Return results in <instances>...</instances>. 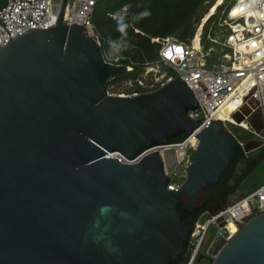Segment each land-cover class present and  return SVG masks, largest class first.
Listing matches in <instances>:
<instances>
[{
	"label": "water",
	"instance_id": "water-1",
	"mask_svg": "<svg viewBox=\"0 0 264 264\" xmlns=\"http://www.w3.org/2000/svg\"><path fill=\"white\" fill-rule=\"evenodd\" d=\"M64 2L55 27L0 51V264H179L189 258L187 218L206 208L189 204L228 174L227 191L235 189L264 161V146L252 140L240 150L210 121L195 136L185 181L168 191L156 148L199 128L203 119L188 117L196 99L184 82L107 95L120 69L83 27L62 23ZM250 124L260 131V115ZM116 153L138 161L120 163ZM220 210L208 205L201 215ZM206 251L211 264H264V212L228 242L207 233Z\"/></svg>",
	"mask_w": 264,
	"mask_h": 264
},
{
	"label": "built area",
	"instance_id": "built-area-1",
	"mask_svg": "<svg viewBox=\"0 0 264 264\" xmlns=\"http://www.w3.org/2000/svg\"><path fill=\"white\" fill-rule=\"evenodd\" d=\"M205 2L209 12L205 22L213 18L204 36L194 43L179 41L173 37L151 39L157 45L153 62H137L131 53L113 57L104 50V40L93 22L97 0H65L62 23L77 24L93 39L101 50L106 63L123 68L127 73L138 67L142 70L137 78L121 80L117 75L106 82V94L119 98H133L154 93L169 84L184 82L197 101L199 109L188 112L193 121L201 120L199 128L178 140L156 148L161 157L165 176L169 179L168 191H177L185 181L191 165V155L199 140L195 138L210 121H220L227 126L240 127L236 119L243 117L249 132L264 146V0H221ZM63 0H5L0 7V51L17 36L31 30H47L58 23ZM213 13L210 14L211 9ZM177 49L180 51L177 52ZM164 66L173 74H162L146 82L145 78L156 72L154 67ZM143 74V75H142ZM156 74V73H154ZM144 76V77H143ZM177 81V82H176ZM260 115L261 128L255 131L250 122ZM242 128V127H241ZM230 134V132L228 131ZM182 141V142H181ZM237 141V140H236ZM238 142V141H237ZM240 150L244 143L238 142ZM120 163L132 164L116 153ZM264 212V183L254 190L240 195L225 205L215 216L208 214L202 223H195L189 240V258L186 264H211L216 256L200 252L201 243L207 233L228 242L249 220ZM224 222L219 227L218 220ZM232 224L235 231L228 229ZM213 228L214 233L209 229Z\"/></svg>",
	"mask_w": 264,
	"mask_h": 264
},
{
	"label": "rangeland",
	"instance_id": "rangeland-1",
	"mask_svg": "<svg viewBox=\"0 0 264 264\" xmlns=\"http://www.w3.org/2000/svg\"><path fill=\"white\" fill-rule=\"evenodd\" d=\"M121 1L126 3L124 5H131L130 10L133 13L145 9L151 13L150 16L129 27L126 39L131 46L122 55L126 54L127 52H130L133 55L135 51H141L144 58L147 57V54L155 57L157 45L152 44L150 40L156 39L153 38L156 37L153 34H155L156 30L161 27L160 25L162 23L165 24L168 20V14L170 13L168 11L167 4H174L176 0H101L100 4L95 10L93 22L104 39H106V35L109 32L118 34L116 31V22L112 18L111 14L124 6H118V3ZM176 2H178V0ZM209 9V7L206 8L203 4H200L190 11L186 17H184V19L177 18V20L174 21V24L169 27V30L164 37H173L186 43H194L198 36H204L210 28L207 24L208 22H205ZM119 37L120 35L115 36L113 39ZM104 50L106 53L109 51L108 45L104 48ZM108 54L112 55L113 57H117L110 52H108ZM154 69L156 71L154 73L156 74L151 73L142 79L149 83L153 82L154 77L170 72L169 69L164 66L154 67ZM140 72L142 73V70ZM224 129L227 132L229 131L234 136V139L238 142L246 144L252 140L256 141V139L249 132L245 131L241 127L227 126ZM255 163V168L251 170V172L243 179L236 189H234V191L228 196L226 205L240 195L249 192L253 188H256L259 186V184L264 183V161L259 164L257 162ZM207 218L208 214L204 213L198 218L196 223L200 224ZM209 231L212 233L215 232L212 227L209 229ZM200 264H206V262L202 261Z\"/></svg>",
	"mask_w": 264,
	"mask_h": 264
},
{
	"label": "trees",
	"instance_id": "trees-1",
	"mask_svg": "<svg viewBox=\"0 0 264 264\" xmlns=\"http://www.w3.org/2000/svg\"><path fill=\"white\" fill-rule=\"evenodd\" d=\"M177 1V0H176ZM174 2V4H167V8L170 14H168V20L167 22L164 24L162 23L160 26V28H158L156 30V33L153 34L156 37L153 38H166L164 36H166V33L169 30V27H171L174 24V21L177 20V18L179 19H184V17H186V15L192 11L195 7L199 6L200 4H203L206 8L209 7L205 4V2H210V0H178V2ZM230 0H225V3H228ZM101 0H97V6L100 4ZM126 3H124L123 1L118 3V6H122ZM4 5V1L0 0V7H2ZM96 6V8H97ZM96 10V9H95ZM185 15V16H184ZM175 17V18H174ZM174 19V20H173ZM213 18L209 19L207 22L208 26H210L211 22H212ZM206 33V32H205ZM120 33H107L106 35V39H104V47H107V43L106 40L107 38L111 37L114 38L115 36H119ZM180 41V40H179ZM184 42V41H183ZM132 59L137 61V62H142L144 60H147L148 62H153L156 59V55L155 57H152V55L147 54V59L144 58V56L142 55L141 51H135V53L133 55H131ZM141 69L136 67L133 72L131 73H127L123 68L120 69V73L118 74L117 78L121 79V80H126L129 78L135 79L138 77V75L141 73L140 72ZM169 74H173L171 70H169ZM177 82V81H176ZM230 135L234 138V136L230 133ZM184 135H182L180 138H182ZM178 139L173 140L172 142H175ZM228 179V176H226L225 179L221 180L219 183V188H220V192L217 196H215L213 194L212 190H207L203 193L202 197H201V202H204L206 205L209 204V201H215L219 198L220 195H224L225 190H226V181ZM260 185V184H259ZM258 187V186H257ZM255 188H253L252 190H254ZM250 190V191H252ZM233 191H231L230 193H228L229 195L232 193ZM183 207V204L180 206V209ZM205 212V210L203 211H199L197 215L193 216V218L191 219L192 224H194L198 218L201 216V214Z\"/></svg>",
	"mask_w": 264,
	"mask_h": 264
},
{
	"label": "clouds",
	"instance_id": "clouds-1",
	"mask_svg": "<svg viewBox=\"0 0 264 264\" xmlns=\"http://www.w3.org/2000/svg\"><path fill=\"white\" fill-rule=\"evenodd\" d=\"M130 9L131 5H124L122 8L111 14L116 22V31L120 33V37L116 39L109 37L107 38L106 43L109 52L118 57L126 52L131 46L126 39L129 27L151 15L146 9L135 13L131 12Z\"/></svg>",
	"mask_w": 264,
	"mask_h": 264
},
{
	"label": "flooded vegetation",
	"instance_id": "flooded-vegetation-1",
	"mask_svg": "<svg viewBox=\"0 0 264 264\" xmlns=\"http://www.w3.org/2000/svg\"><path fill=\"white\" fill-rule=\"evenodd\" d=\"M255 166H256V163H254L253 165H251V166L248 168V170H247L246 173H245V177L251 172V170H253V169L255 168ZM227 176H229V174H228ZM226 182H227V181H226ZM239 184H240V183H239ZM239 184H238V185H239ZM238 185H237V186H238ZM217 187H218V190H217V191H216L215 189L212 190V191H213V194H214L215 196H217V195L219 194V192H220L219 184H218ZM235 189H236V188H235ZM231 191H234V189L227 191V188H226V190H225V193H226V194H224V195H220L219 198H218L217 200H215V201H209V204H208V205H211L212 207H215V208L223 209L224 206L226 205V201H227V198H228V196H229L228 193H230ZM201 197H202V196H200V198L197 199V200L195 201V203H190L189 205H190V206H198V205L204 203V202H201ZM223 199H225V204H222V200H223ZM208 205H206V208H207ZM206 208H205V211H206ZM193 216H195V215H191L190 217H188V218H187V221H189V222L191 223V225L193 226V228H194L196 222H195L194 224H192L191 219L193 218ZM187 260H188V259H187ZM187 260H184V261L180 262L179 264H186ZM203 261H204V260H203ZM201 262H202V261H201Z\"/></svg>",
	"mask_w": 264,
	"mask_h": 264
},
{
	"label": "bare ground",
	"instance_id": "bare-ground-1",
	"mask_svg": "<svg viewBox=\"0 0 264 264\" xmlns=\"http://www.w3.org/2000/svg\"><path fill=\"white\" fill-rule=\"evenodd\" d=\"M220 2H221V0H218L217 3L219 4ZM213 11H214V8L211 9L210 14L213 13ZM239 126L242 127V128H244V129L247 128V125H246L244 122H241V123L239 124ZM227 227H228V229L231 230L232 232L235 231V227H234L232 224L228 225Z\"/></svg>",
	"mask_w": 264,
	"mask_h": 264
},
{
	"label": "snow or ice",
	"instance_id": "snow-or-ice-1",
	"mask_svg": "<svg viewBox=\"0 0 264 264\" xmlns=\"http://www.w3.org/2000/svg\"><path fill=\"white\" fill-rule=\"evenodd\" d=\"M180 50L179 49H177V52H179Z\"/></svg>",
	"mask_w": 264,
	"mask_h": 264
},
{
	"label": "crops",
	"instance_id": "crops-1",
	"mask_svg": "<svg viewBox=\"0 0 264 264\" xmlns=\"http://www.w3.org/2000/svg\"><path fill=\"white\" fill-rule=\"evenodd\" d=\"M4 1V3H5V0H3Z\"/></svg>",
	"mask_w": 264,
	"mask_h": 264
}]
</instances>
